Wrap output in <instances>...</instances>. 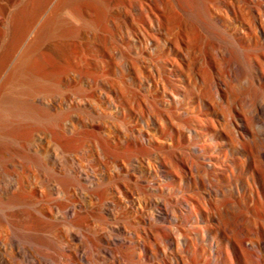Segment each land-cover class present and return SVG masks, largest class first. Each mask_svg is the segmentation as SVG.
Returning <instances> with one entry per match:
<instances>
[{
  "label": "rangeland",
  "instance_id": "1",
  "mask_svg": "<svg viewBox=\"0 0 264 264\" xmlns=\"http://www.w3.org/2000/svg\"><path fill=\"white\" fill-rule=\"evenodd\" d=\"M0 122L5 264H264V0H0Z\"/></svg>",
  "mask_w": 264,
  "mask_h": 264
},
{
  "label": "bare ground",
  "instance_id": "2",
  "mask_svg": "<svg viewBox=\"0 0 264 264\" xmlns=\"http://www.w3.org/2000/svg\"><path fill=\"white\" fill-rule=\"evenodd\" d=\"M17 26V25H16ZM19 29V28H18ZM21 35V34H20ZM60 47V46H59ZM58 47V48H59ZM61 51V50H60ZM59 51V52H60ZM22 59V58H21ZM25 59H26V57H25ZM24 60V59H23ZM29 60V59H28ZM25 61V60H24ZM21 63H22V61H21ZM27 63H29V62H27ZM20 65V64H19ZM22 65V64H21ZM22 66H24V64L22 65ZM61 67V66H60ZM19 68V67H18ZM24 70V69H23ZM55 70V69H54ZM53 70V71H54ZM56 71V70H55ZM38 72H40V71H38ZM45 72V71H44ZM37 73V72H36ZM41 73H43V72H41ZM45 73H47V72H45ZM45 73H44V75H45ZM34 74V73H33ZM38 74H40V73H37V75ZM36 75V76H37ZM48 75H51V74H48ZM56 75V74H55ZM40 76H41V74H40ZM31 77V76H30ZM44 77V76H43ZM45 77H47V76H45ZM56 77V76H55ZM57 78V77H56ZM32 79V78H31ZM37 79V78H36ZM44 79V78H43ZM47 79H49V78H47ZM47 79L45 80H40V81H37V82H35L34 84V87L31 89H29V91L27 92V94L29 95L28 96V98H30L31 99V96L30 95H33L34 93V98L33 99H36L38 102H40L41 103V99L39 98V97H37V94H36V92H46L47 90H49L50 88H52L54 85L56 86L57 84V86H59L60 84H61V79L59 80V78L58 79H54L55 81L53 82V83H51V82H48L47 81ZM35 80V79H34ZM32 83V82H31ZM32 86V85H31ZM56 86V87H57ZM25 90V89H24ZM35 91V92H34ZM48 92V91H47ZM21 93V92H20ZM23 93V92H22ZM36 95V96H35ZM22 97V96H21ZM25 99H27V98H25ZM18 100H20V97H19V99ZM35 102V101H34ZM23 103V100H22V102H21V104ZM25 103V102H24ZM39 103V104H40ZM18 104V103H17ZM30 104V103H29ZM31 104H33V103H31ZM30 104V105H31ZM19 105V104H18ZM17 105V106H18ZM25 105V104H24ZM28 105V104H27ZM26 105V106H27ZM12 106H14V105H12ZM16 106V105H15ZM19 107V106H18ZM24 106H22V108H23ZM28 107V106H27ZM27 107L25 108V110H26V112H28L29 113V111H28V109H27ZM31 107V106H30ZM14 108V107H13ZM16 108V107H15ZM33 109V108H32ZM24 111V110H23ZM34 111H36V110H34ZM21 112V111H20ZM16 113V112H15ZM32 113V112H31ZM36 113V112H35ZM18 114V113H17ZM24 114V113H23ZM44 114V113H43ZM20 115V114H19ZM18 115V116H19ZM36 115H38V114H36ZM41 115V114H40ZM26 116V115H25ZM24 116V117H25ZM29 116V115H28ZM39 116V115H38ZM20 117H21V115H20ZM19 117V118H20ZM23 117V116H22ZM28 119H30L29 117H27ZM41 118V117H40ZM39 118V119H40ZM23 119V118H22ZM33 119H35V118H33ZM32 119V120H33ZM38 119V120H39ZM10 123V122H9ZM8 123V124H9ZM0 124H2L1 122H0ZM8 124H6V126L8 125ZM10 124H13V123H10ZM26 124V123H25ZM36 124V123H35ZM1 126V125H0ZM2 126H5V125H2ZM1 126V127H2ZM17 127V126H16ZM15 127V128H16ZM18 128V127H17ZM20 129V128H19ZM18 129V130H19ZM15 130V129H14ZM4 131V130H3ZM13 131V130H12ZM17 131V130H16ZM7 132H8V130H7ZM14 132V131H13ZM6 133V132H5ZM5 133H4V135H5ZM12 133V132H11ZM3 134V133H2ZM7 134V133H6ZM10 135V134H9ZM15 135V134H14ZM3 136V135H2ZM12 136V135H11ZM1 137V136H0ZM4 137V136H3ZM9 137V139H13V137L11 138L10 136H8ZM6 138V137H5ZM8 138H7V140H9ZM72 139V138H71ZM1 146V145H0ZM108 147H110V146H108V145H106L105 143H102L101 144V148H108ZM1 151V150H0ZM61 188V189H60ZM60 188H58L59 190H61V191H64V189L65 188H63L62 186H60ZM57 189V190H58ZM2 191H1V189H0V219H5V222L8 224V226L11 228V229H13L15 226H17L16 224H15V222H14V220L12 219V217L11 216H22L23 214L22 213H24V212H20V213H17V211L15 212V213H10V212H6V210L8 209L9 210V208H11L12 207V204H20L21 202H22V199L24 198V195H22V190H20L19 191V193H16L15 194V196H16V198H11V197H7L6 198V200L4 199L3 200V197H2ZM7 194V193H6ZM12 195H14L13 193H11ZM7 196V195H6ZM18 216V217H19ZM11 218V219H10ZM8 243H9V245H10V248L12 247V248H14V250H16L17 252H19V249L17 248V242H16V240H14V239H12V240H9L8 241ZM2 244V242H1V239H0V245ZM16 248V249H15ZM101 251L103 252V254L104 255H106V256H110V251H109V249L108 248H106V247H101ZM6 262H5V259H4V257H3V255L0 253V264H5Z\"/></svg>",
  "mask_w": 264,
  "mask_h": 264
}]
</instances>
